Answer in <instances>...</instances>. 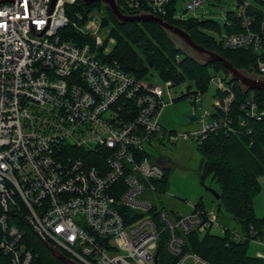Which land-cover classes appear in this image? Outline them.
Masks as SVG:
<instances>
[{"label": "built area", "instance_id": "2783aa9c", "mask_svg": "<svg viewBox=\"0 0 264 264\" xmlns=\"http://www.w3.org/2000/svg\"><path fill=\"white\" fill-rule=\"evenodd\" d=\"M117 2L130 14L166 20L173 0ZM204 2H189L187 10ZM102 4L0 0V264H37L29 229L81 264H164L165 255L173 264H212L187 248V235L219 226L224 230L212 234L264 244V227L230 229L220 213L199 205L187 214L159 207L153 195L167 193L166 165L146 149L165 138L175 146L220 132L251 135L253 122L264 120V96L249 90L235 112L230 77H213L214 111L203 109L201 92L189 93L194 126L168 131L160 116L179 100L174 82L158 84V74L139 77L108 59L116 38L112 30L100 36L108 15ZM257 12L264 8L241 0L242 30L222 43L255 52L264 75Z\"/></svg>", "mask_w": 264, "mask_h": 264}, {"label": "trees", "instance_id": "16d2710c", "mask_svg": "<svg viewBox=\"0 0 264 264\" xmlns=\"http://www.w3.org/2000/svg\"><path fill=\"white\" fill-rule=\"evenodd\" d=\"M264 8V0H253ZM241 0H238L240 3ZM124 13L131 12L122 8ZM176 0L169 7L165 19L188 31L193 39L206 49L217 51L238 68L257 71L256 53L248 49H231L223 46L212 31L219 29V24L213 19L191 18L188 21L175 18ZM105 26H112L111 34L116 38L111 52L107 56L111 61H117L126 71L139 77H147L153 70L165 80H172L174 86L186 81L196 84L199 92H203L213 78L210 69L225 73L230 77L229 71L221 61H215L202 66L179 50L174 42L168 38L165 31L154 22H118L114 14L108 10ZM257 21H264V13L257 12ZM228 34L242 30L236 12L228 14ZM70 34L79 41L85 39L77 31L70 30ZM147 34L155 35L159 40L152 43L145 41ZM143 43L141 56L133 44ZM258 73V71H257ZM151 75V74H149ZM236 92L235 112L245 98L239 82L231 80ZM190 88V87H189ZM264 96L263 90H256ZM189 93L183 94L185 97ZM181 99V98H179ZM253 133L247 135H226L223 132L210 134L204 142L197 145L201 155V177L212 176L219 186L221 194L220 208L233 216L242 227L254 225L260 229L264 227V216L256 214L254 199L261 192V176L264 175V120L252 124ZM168 173L161 183L166 189ZM28 238L34 243V251L39 253L37 264H62L63 261L52 255L46 242L39 240L29 229ZM187 248L200 254L212 264H264V259L248 254L247 242L230 240L227 236L193 232L187 235ZM67 255L66 252H64ZM164 264H173L174 259L168 255L164 257Z\"/></svg>", "mask_w": 264, "mask_h": 264}, {"label": "rangeland", "instance_id": "374dc122", "mask_svg": "<svg viewBox=\"0 0 264 264\" xmlns=\"http://www.w3.org/2000/svg\"><path fill=\"white\" fill-rule=\"evenodd\" d=\"M194 0H176L175 18L188 21L191 18L213 19L219 24L217 31L211 34L221 41L228 35V14L231 11L236 12L238 8V0H204L205 2L198 6L197 9L187 10V4ZM103 12H107L108 8L101 5ZM112 26H106L100 31V36H109ZM158 38L155 35L147 34L145 41L157 43ZM134 48L145 57L143 53V43L140 45L133 44ZM212 77H226L225 73L215 72L210 69ZM149 74L157 75L153 70ZM148 74V75H149ZM154 80L161 85H165V80L161 76H155ZM190 87V88H189ZM217 85L211 81L208 87L200 93L201 104L204 110L214 111L215 96L217 93ZM198 91L196 84L192 81L183 82L171 88L173 98L179 97L178 101L167 105L164 108L160 122L168 131H176L182 133L192 129L193 107L190 96L185 93ZM201 111H198L199 115ZM147 151L159 160L162 164L167 165L168 182L166 185V194H154V201L160 207L163 205L168 210L176 213L187 214L193 212L196 205H199L208 213H220L221 220L225 226L233 229L241 230V224L225 211L220 208L219 201L212 193V189L219 191V186L212 176L201 177V155L197 150V142L193 140L180 139L173 146L167 138L155 140L152 145H146ZM261 192L254 199V208L258 216H264V175L260 178ZM191 202L192 204H189ZM223 227H215L212 233H220ZM258 253L264 254V244L250 240L248 244V254L256 256Z\"/></svg>", "mask_w": 264, "mask_h": 264}, {"label": "water", "instance_id": "95a60500", "mask_svg": "<svg viewBox=\"0 0 264 264\" xmlns=\"http://www.w3.org/2000/svg\"><path fill=\"white\" fill-rule=\"evenodd\" d=\"M55 1L56 0H54V3ZM80 1L85 5H89L98 0ZM100 1L104 3L108 10L114 14L115 18L120 23L132 21L138 23L154 22L158 24L165 31L168 38L174 42L179 50H181L184 54H186L188 57L192 58L202 66H207L208 64L215 61L223 62L229 71L230 79L239 82V86L243 94H247V92L251 89L264 91V75H259L255 70L249 71L247 69H242L234 66L229 59H227L217 51L206 49L199 43H197L193 39L191 34L185 29L150 13L126 14L120 9L117 0ZM211 191L217 199H220L221 194L218 191L213 189ZM46 246L53 256L63 261L65 264H81L65 255V253L57 246L49 242H46Z\"/></svg>", "mask_w": 264, "mask_h": 264}, {"label": "crops", "instance_id": "0c3cea01", "mask_svg": "<svg viewBox=\"0 0 264 264\" xmlns=\"http://www.w3.org/2000/svg\"><path fill=\"white\" fill-rule=\"evenodd\" d=\"M166 165V164H165ZM167 166V165H166Z\"/></svg>", "mask_w": 264, "mask_h": 264}]
</instances>
